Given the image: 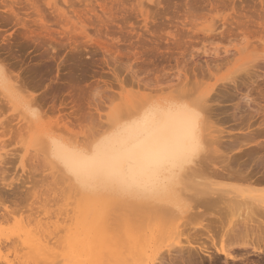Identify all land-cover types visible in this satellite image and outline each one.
Segmentation results:
<instances>
[{
	"label": "rangeland",
	"instance_id": "1",
	"mask_svg": "<svg viewBox=\"0 0 264 264\" xmlns=\"http://www.w3.org/2000/svg\"><path fill=\"white\" fill-rule=\"evenodd\" d=\"M230 2L233 0H0V64L5 76L16 82L22 95L32 102L31 108L24 109L19 99L9 97L0 88V193L10 201L6 203L9 208L12 201L21 198V204H16L17 212L0 222V264H5L6 255L11 264H50L46 258L35 257L27 249L31 241H37L31 235L37 226L40 229H35L36 232L43 229L47 236L44 239L45 234H40V240L44 243L48 240L50 253L59 256L51 264H69L65 257L72 250L64 228L69 219L80 218L77 202L81 199L57 166L43 161L38 129L51 130L72 142L90 143L107 132L119 115L139 111L147 104L183 103L204 93L214 98L209 101L215 100L213 105L208 103L212 106V116L202 125L206 139L204 150L179 185L182 197L185 190L190 210L182 209L172 216L141 210L137 213L140 214L138 221L136 213L132 215L125 207L110 210L109 216L116 218L115 221L134 219L144 225L143 231L151 240L145 256L148 264H158L163 257L166 260L167 249H171L170 254L174 253L172 249L176 248L168 245L174 244L175 239L179 241L175 228L181 226V230L186 226L188 230L204 221L200 217L203 209L193 202L195 186L197 190L207 185L212 190L228 189L230 193L235 192L233 195L248 189L246 182L221 175L229 171L236 174V163L229 162L228 167L220 164L227 157L241 158L239 146L242 144L254 148L253 144L264 146V26L257 25L264 23V0H235L236 8L240 6L237 15H232L227 8ZM226 4L227 10H224ZM215 7L222 10L220 13L226 11L232 15L234 19H228L230 26L227 23L222 28L217 19L211 21ZM190 13L202 20L195 17L198 21L190 20L192 26L188 20L183 24ZM142 14L149 21L145 22ZM150 18L163 25L153 24ZM241 21L244 24L241 27L245 24L247 27L239 28ZM242 31L248 36L247 45L242 40L245 36ZM231 78H235L234 83ZM246 93L255 100L254 105L240 98ZM32 111L35 117L30 114ZM24 124L26 129L17 134L16 129ZM217 136L221 137V145L211 142ZM259 153V156H247H264L263 151ZM244 156L242 160L247 157ZM211 168H219L214 171L216 177ZM59 209H64V214ZM206 213L203 215L210 211ZM180 233L183 243V233H188ZM25 239H30L28 244L24 243ZM13 249L25 257L15 255Z\"/></svg>",
	"mask_w": 264,
	"mask_h": 264
},
{
	"label": "bare ground",
	"instance_id": "2",
	"mask_svg": "<svg viewBox=\"0 0 264 264\" xmlns=\"http://www.w3.org/2000/svg\"><path fill=\"white\" fill-rule=\"evenodd\" d=\"M234 1L235 0L230 2V5L228 4L229 6L226 4L223 7L224 10L226 9V6L227 8L229 7V10L232 11V15H237V8L240 6L236 8ZM215 8L217 9L218 7ZM215 8L214 12L216 10ZM219 11L220 10L217 9L215 14L210 16L211 21L215 22V19H217V21L220 22L221 27L224 28L227 23H229L228 19L231 18L233 20L234 18L231 17L232 15L227 14L226 11L222 13H220L222 10L220 12ZM189 15L190 16L187 15V17L184 18L183 24H187V20H191L193 23L196 19L195 17H197L191 13ZM142 17L145 22L149 19V17L145 15ZM189 17L192 19H189ZM199 18L198 20H202ZM246 18L248 19L247 16ZM150 19L153 24L159 23L163 25L162 22L157 23V19L155 18ZM191 21L189 24H191ZM231 24L232 23H229V26ZM239 24L240 25L237 26L240 28L243 22L241 21ZM257 25L262 27L264 26V23H257ZM245 27H247L246 24ZM72 29L74 28L72 27ZM241 33H243V31ZM247 37L246 35L242 37V40L246 41V45L248 44ZM1 64L0 67L3 68ZM183 77L186 78V75L183 74ZM231 81L234 83L235 78H231ZM16 84V82H12L11 79L5 76L4 71L3 76L0 77V88L7 92L9 97H11L10 95H13V97H15L14 99H19L22 102L20 105L23 104L24 109H26L28 106H31L32 102L28 97L22 95L18 86H15ZM212 88L213 85L209 88V90H212ZM241 96L242 97L240 98L245 101L244 103L253 104L255 101L252 100V98L250 99V95L247 93ZM211 99L214 98L212 96L210 97L209 93H204L194 98L192 101H183V103L163 101L160 103L154 102L147 104L139 111H131L126 114L119 115L121 117H117V120L112 123L107 132L105 131V133H103L99 138L91 141L90 143L83 142L80 144L79 139V143L72 142L66 138L58 136L55 134L56 132H52L48 129L37 130L40 135V137H37V140L41 145L43 154H41V152L37 153H40L41 156H45V159L42 157L43 161H50L51 164L57 166L60 172L64 175L65 181H68V185L73 187L72 189H74V193H77L81 199L79 200V203L77 202L78 215L80 218L69 219L68 226L65 224L67 227L65 226L66 228H64L67 235L65 236L67 238V244H69V247L72 250L68 256H64L69 264L149 263L146 262L145 256L151 240L147 233L143 231L144 225L142 226V224L140 225V223L137 222V215H140L137 213L138 211L140 213L141 210H145L151 213H157L156 215L165 214L167 216H172L175 212H181L182 209L183 211L186 209L190 210L191 204L185 200V190H183L182 197L179 185L182 183V176L184 177L186 171L190 169L192 165L185 166L183 170L175 167V165L178 164L179 160L185 154L189 146L192 133V109L194 106L195 111L199 112L201 116V119L199 120L198 136L202 146L201 152H203L206 139L202 133V125L207 123L212 116L210 115V112H213L211 111L212 106L208 103H212L215 100L209 102ZM257 105L259 104H256V106ZM259 106L261 107V105ZM28 110L30 111V109H27V111ZM256 112L258 113V111ZM257 113L254 114L257 115ZM30 114L34 117L36 115L33 111L30 112ZM260 114L258 113V115ZM262 114L264 115V113ZM262 123L264 124V122ZM25 125L26 124L19 126L16 129L17 134H21L26 129L27 125ZM240 129L239 131L243 132L242 129ZM237 131L238 130H236V132ZM245 136L243 137L245 138ZM237 138H239V136ZM220 139L221 137L217 136L211 142L220 144L222 142ZM235 143L237 145H241L236 141ZM248 145L245 143L242 144L243 147L239 146L242 148L240 152V156L242 155L241 158L239 157V159L234 158V160H231L233 159V156L230 159L227 157L228 159L225 158L221 160L222 162L220 164V166L228 167L227 165H229V162L236 163V168L232 166L234 167V171L237 172L236 174L234 172H232L234 173L232 174L229 171V173H223L221 175H223L222 177L224 178H229V180L237 178V181L239 179L240 181L246 182L248 185L246 187H248V189H246L244 193L233 195L235 192L232 191V193H230L231 191L228 189L225 190V192L222 189L217 190L213 188L214 190H212L207 185L205 189L197 190V186H195V192L193 191V202L198 205L197 207H201L203 211L205 210V213L206 211H210V213L206 215L207 217L203 215V211L202 214L199 212L197 213L201 214V218H205H203L205 221L204 224L202 219L201 224L199 223V225L197 224L188 230L185 229V225V227L181 230V226L175 228L177 231L176 235L178 234L179 236V241L175 239L176 242L171 246L168 245V247H175L176 250H173V248L172 252L174 251V253L170 254L171 249H167L166 251L168 256L166 257V260L164 257L162 258V256L159 255L162 259L160 258L161 260L158 264H264V156L262 155L258 157V154L262 153H259L260 151L264 152V146L261 144H253L256 149L250 145L253 147L251 150ZM247 150L249 151L246 152ZM251 154L252 156L253 154H257L258 156H254V158L248 157ZM243 155H248V158L244 156L246 159L242 160ZM146 157L151 158V163L147 162ZM36 161H39V159L37 158ZM254 168L255 170L253 172L252 169ZM218 170L219 168H211V172L214 173L215 177L217 175L215 172ZM249 170H252V172H245ZM242 171L245 173L243 174ZM173 173H177V177L175 179H173ZM32 175L30 177H32ZM219 176L220 175H218L217 178H219ZM34 181L35 180H33V182ZM122 182L134 185V190L132 192L123 190L121 186ZM30 183H32V181H30ZM221 190L224 193H222ZM219 192L220 194H218ZM227 192L230 194H227ZM3 194L0 193V222L7 221L11 215H14V213L17 212V207L21 204V198H19L18 201H12V207L9 208V205H6V203L8 202L10 204V201L7 199L6 201ZM24 197L27 199V195H24ZM119 206L122 208L125 207V210L129 209L132 215H135L133 213H136L135 218L137 221L134 219L132 220V217H130L132 221L126 220L125 218L119 220L117 219V221H115L116 218L114 220L110 218V210ZM63 210H61V214H64L62 212ZM34 219H36V217ZM167 219H169V217H167ZM65 220H68V218ZM144 220L147 219L144 218ZM37 227L35 228L36 230L40 229V227ZM25 229L27 230V228ZM34 230L32 232L30 230L29 233H34L31 235L37 238V241H31L30 244H28L27 242L31 239L30 237L28 240L25 239L24 243L28 244L27 249L35 257H41L44 260L46 258V261H49L51 264L52 261H55L54 259L59 256H55L53 253H50L52 250L50 251V248L48 247L50 244L48 240L46 241L49 244L46 241V243H44L40 240L42 233L45 234V230H39V235L36 230ZM182 231H186L188 233H185L186 235L183 233V243H181L182 241L180 242V237L182 236L180 232ZM20 235L18 236L21 238L22 235ZM46 237L47 236L45 234L44 239ZM51 239L52 238H50V240ZM55 242L59 243L57 241ZM26 244L21 246L26 248ZM51 245L53 246V244ZM18 247L20 249V246H17V249ZM13 250L15 251L16 249ZM20 252L21 251H19V253L18 251H15L14 254L16 253L15 255H19V257H21L22 253L20 254ZM49 254L52 255L51 261ZM24 255L25 254H23L22 258L25 257ZM5 257H3L5 264L13 263H10L8 261L9 259L7 260V255ZM156 259H158V257Z\"/></svg>",
	"mask_w": 264,
	"mask_h": 264
},
{
	"label": "snow or ice",
	"instance_id": "3",
	"mask_svg": "<svg viewBox=\"0 0 264 264\" xmlns=\"http://www.w3.org/2000/svg\"><path fill=\"white\" fill-rule=\"evenodd\" d=\"M4 69L0 67V77L3 76ZM201 119L200 113L195 111V106L192 109V133L189 141V146L185 154L179 160L178 164L175 167H178L180 170H183L185 166L194 165L198 162L200 152L202 151V146L199 141L198 136V127L199 120ZM148 163H151V158L146 157ZM177 177V173H173V179ZM123 190L127 192H132L134 190V185L123 183L121 184Z\"/></svg>",
	"mask_w": 264,
	"mask_h": 264
}]
</instances>
